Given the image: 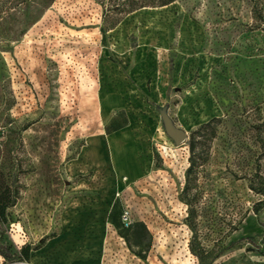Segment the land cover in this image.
Wrapping results in <instances>:
<instances>
[{
    "label": "rangeland",
    "instance_id": "1",
    "mask_svg": "<svg viewBox=\"0 0 264 264\" xmlns=\"http://www.w3.org/2000/svg\"><path fill=\"white\" fill-rule=\"evenodd\" d=\"M110 4L0 0V175L19 184L5 236L31 247L18 264H198L190 243L210 264H264V0ZM113 117L126 125L106 134ZM115 202L145 226L139 246L109 223Z\"/></svg>",
    "mask_w": 264,
    "mask_h": 264
},
{
    "label": "trees",
    "instance_id": "2",
    "mask_svg": "<svg viewBox=\"0 0 264 264\" xmlns=\"http://www.w3.org/2000/svg\"><path fill=\"white\" fill-rule=\"evenodd\" d=\"M105 1V0H99ZM111 4V9L114 8H127L129 11H133L142 7L146 6H164L167 5L174 0H107ZM126 120L123 119L121 123H118L115 117L111 118L110 121L104 126V132L106 134H111L126 125ZM207 123L202 124L199 129L204 127ZM198 129V131H199ZM197 132V131H196ZM194 132L192 133V135ZM189 157H188V167L185 171L186 180L191 172V170L197 166L195 157H194V150H195V143L193 136L187 142ZM264 181V178H263ZM257 192H260L264 195V190L259 189ZM19 197V184L18 179L15 176H12L11 179L6 181L0 175V257H2L7 263L9 264H18L20 262H27L29 260L31 247L28 244L22 245L21 247H15L12 243H10L6 239V232L8 225L10 223L8 209L15 205L17 199ZM123 210L120 209L118 203H114L109 211L108 214V221L109 223L117 230L124 241L127 243L128 248H131V244L128 242L127 236L130 234L133 237V245L139 246L138 238L141 235L146 237L148 236V232L143 225V223H129L127 226H124L122 223V215ZM193 217L192 211H189L188 214V226L190 229L193 230V225L190 222V218ZM190 252L198 259V264H210V262H204V258L201 254L196 253L193 249L192 244H189ZM136 256L143 258L138 251H132Z\"/></svg>",
    "mask_w": 264,
    "mask_h": 264
},
{
    "label": "water",
    "instance_id": "3",
    "mask_svg": "<svg viewBox=\"0 0 264 264\" xmlns=\"http://www.w3.org/2000/svg\"><path fill=\"white\" fill-rule=\"evenodd\" d=\"M160 118L165 131V134L174 141L176 144H180L186 140V134L183 130L174 126L170 118L166 114V108L160 110Z\"/></svg>",
    "mask_w": 264,
    "mask_h": 264
},
{
    "label": "built area",
    "instance_id": "4",
    "mask_svg": "<svg viewBox=\"0 0 264 264\" xmlns=\"http://www.w3.org/2000/svg\"><path fill=\"white\" fill-rule=\"evenodd\" d=\"M121 220H122V223L124 226H127L130 223V221L128 220V216H127L126 211L123 212Z\"/></svg>",
    "mask_w": 264,
    "mask_h": 264
}]
</instances>
